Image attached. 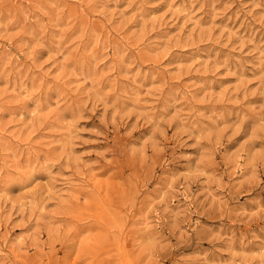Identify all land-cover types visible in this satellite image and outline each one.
<instances>
[{
  "label": "rangeland",
  "instance_id": "obj_1",
  "mask_svg": "<svg viewBox=\"0 0 264 264\" xmlns=\"http://www.w3.org/2000/svg\"><path fill=\"white\" fill-rule=\"evenodd\" d=\"M0 264H264V0H0Z\"/></svg>",
  "mask_w": 264,
  "mask_h": 264
}]
</instances>
